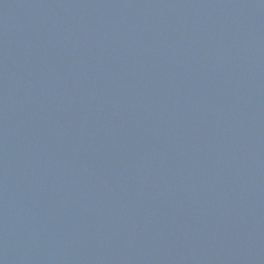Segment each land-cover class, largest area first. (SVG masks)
<instances>
[{
    "label": "water",
    "instance_id": "1",
    "mask_svg": "<svg viewBox=\"0 0 264 264\" xmlns=\"http://www.w3.org/2000/svg\"><path fill=\"white\" fill-rule=\"evenodd\" d=\"M0 264H264V0H0Z\"/></svg>",
    "mask_w": 264,
    "mask_h": 264
}]
</instances>
